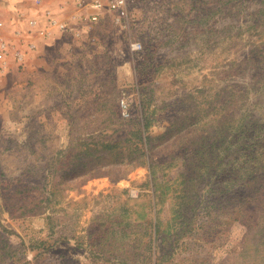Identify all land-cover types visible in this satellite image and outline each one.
Returning <instances> with one entry per match:
<instances>
[{
  "label": "rangeland",
  "instance_id": "obj_1",
  "mask_svg": "<svg viewBox=\"0 0 264 264\" xmlns=\"http://www.w3.org/2000/svg\"><path fill=\"white\" fill-rule=\"evenodd\" d=\"M128 21L0 74V264H264V0Z\"/></svg>",
  "mask_w": 264,
  "mask_h": 264
},
{
  "label": "built area",
  "instance_id": "obj_2",
  "mask_svg": "<svg viewBox=\"0 0 264 264\" xmlns=\"http://www.w3.org/2000/svg\"><path fill=\"white\" fill-rule=\"evenodd\" d=\"M34 6L41 5L42 0H32ZM136 0H73L70 10L73 11L72 18L76 23L80 22L88 28L99 24L101 20L110 19L111 22L120 28L128 27V19L133 3ZM67 5V2H65ZM51 9L45 8L39 17L30 18L26 21V29L16 30L14 35L17 41L11 43L0 34V74L7 72L12 64L22 65L28 54L37 49V39L45 44V41H53L57 36H77L76 23H69L67 18L61 19ZM77 19V20H76ZM68 20V21H66ZM74 23V21H73ZM3 24L0 22V27ZM134 51L141 49L140 43L132 45ZM123 115L128 117L126 112L127 104L121 102Z\"/></svg>",
  "mask_w": 264,
  "mask_h": 264
},
{
  "label": "crops",
  "instance_id": "obj_3",
  "mask_svg": "<svg viewBox=\"0 0 264 264\" xmlns=\"http://www.w3.org/2000/svg\"><path fill=\"white\" fill-rule=\"evenodd\" d=\"M0 15L6 16L5 21L6 32H11V41L16 42L17 37L14 35L16 30L26 29V21L30 18L39 17L45 8L51 9L55 14L62 15L66 10V0H42L41 5L34 6L32 0H11L10 3H3L0 0ZM29 4V5H28ZM22 15H21V14ZM20 14L21 16H19ZM2 17V16H1ZM15 36V37H14ZM39 41V39H38Z\"/></svg>",
  "mask_w": 264,
  "mask_h": 264
},
{
  "label": "trees",
  "instance_id": "obj_4",
  "mask_svg": "<svg viewBox=\"0 0 264 264\" xmlns=\"http://www.w3.org/2000/svg\"><path fill=\"white\" fill-rule=\"evenodd\" d=\"M138 134H139V132H138ZM139 139H140L139 141L141 142V141H142V137H141V134H140V137H139Z\"/></svg>",
  "mask_w": 264,
  "mask_h": 264
}]
</instances>
